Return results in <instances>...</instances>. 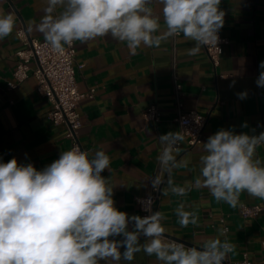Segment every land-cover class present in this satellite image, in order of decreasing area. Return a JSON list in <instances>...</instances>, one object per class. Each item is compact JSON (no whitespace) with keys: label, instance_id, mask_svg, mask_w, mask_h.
<instances>
[{"label":"crops","instance_id":"0c3cea01","mask_svg":"<svg viewBox=\"0 0 264 264\" xmlns=\"http://www.w3.org/2000/svg\"><path fill=\"white\" fill-rule=\"evenodd\" d=\"M45 6V0H0V11L15 13L13 33L0 39V160L7 162L15 157L18 163L30 162L37 170L70 148L67 126L49 119L51 103L37 91V78L32 72L16 88H8V82L14 79L16 52L24 46L17 30L24 26L27 31L29 21L39 23ZM149 7L161 18L157 34L163 33L162 5L153 0ZM220 7L226 13L221 30L228 42L216 69L205 47L196 56L187 55L194 42L185 40L182 34L159 47L137 49L135 55L126 43L110 35L86 44L76 41L77 85L85 94L79 101L80 141L90 154L103 150L111 158L109 169L102 175L116 186V207L129 215L140 216L136 197L150 192L159 168V137L180 131L175 120V80L182 85L183 107L205 114L207 123L201 142L191 148L184 143L178 150L179 166L164 175L165 181L169 175L181 186L193 181L199 172L202 143L221 128L250 135L264 132V88L256 84L259 63L264 61V0H221ZM28 33L44 40L35 29ZM30 64L35 67L34 60ZM92 88L95 92L90 97L87 94ZM244 91L247 98L239 99L237 94ZM154 103L161 119L147 121L144 112ZM245 123L247 127H242ZM256 155L264 163V145L257 148ZM181 200L188 210L196 211L199 226H179L173 210ZM240 201L241 205L233 209L217 203L207 189L193 188L183 198L162 194L159 211L165 213L163 225L168 237L199 247L227 226V239L236 246L228 258L235 262L247 253L254 264H264V209L256 217L241 214L243 204L264 206V200L244 192ZM120 264L158 262L155 256L141 251L133 261L121 260Z\"/></svg>","mask_w":264,"mask_h":264},{"label":"clouds","instance_id":"9594fccd","mask_svg":"<svg viewBox=\"0 0 264 264\" xmlns=\"http://www.w3.org/2000/svg\"><path fill=\"white\" fill-rule=\"evenodd\" d=\"M153 0H45L39 23L29 21L59 55L75 41L82 44L111 36L126 43L130 53L159 47L169 38L183 35L196 56L202 47L216 46L225 23L221 0H158L162 5L165 31L160 17L149 7ZM61 9L57 12V9ZM15 13L0 11V39L10 36ZM256 79L264 88V61ZM247 98V91L237 94ZM242 127H247L245 123ZM179 131L159 137L162 145L157 162L159 174L152 178L154 190L164 196L185 197L193 189H207L217 203L235 209L240 196L264 200V163L257 148L259 135L221 128L203 142L199 172L193 181L178 185L169 175L179 166L177 145L184 141ZM111 158L103 150L93 153L72 147L41 170L13 157L0 160V264H120L131 262L143 251L158 264H224L236 246L227 239V229L197 246H188L166 235V216L161 211L129 215L116 207V186L102 173ZM166 183V187L161 186ZM181 228L199 226L195 210L181 200L173 210ZM223 238V239H222ZM143 241V242H142Z\"/></svg>","mask_w":264,"mask_h":264},{"label":"built area","instance_id":"2783aa9c","mask_svg":"<svg viewBox=\"0 0 264 264\" xmlns=\"http://www.w3.org/2000/svg\"><path fill=\"white\" fill-rule=\"evenodd\" d=\"M17 34L21 38L24 46L16 52L18 58L17 66L14 71V79L8 82V88H16L32 72L37 78V91L51 103V108L48 112L49 119L55 124H65L67 126L66 135L71 139L70 148L79 147L82 151H85L79 137V131L82 126L79 113V101L85 94L79 91L77 85V42L75 41L71 47L65 46V53L59 55L51 50L45 40L31 36L24 26H21L17 30ZM218 35L219 42L217 47H205L215 69L220 65L225 44L228 42V39L222 34L221 29ZM32 60L35 61V67H32L30 64ZM94 92L95 89L92 88L87 95L93 97ZM175 95L177 105L175 120L179 123V132L185 137L184 141L178 143L177 148L178 150L182 148L184 143L187 147L191 148L201 142L207 123V116L196 109H185L183 107L182 96L184 92L182 85L177 80H175ZM161 115V111L155 103L151 104L144 112V118L147 121L157 122L161 119ZM158 174L159 168L153 177ZM161 195L162 193L160 191L153 189L151 183L149 194L136 197V201L140 206L141 217L149 214L145 210L146 208H150L152 212L159 211ZM263 209L264 206L261 204H243L241 206V214L244 217H256ZM224 228L228 232V227L225 226ZM174 240L192 246L183 241ZM224 264L254 263L249 259L248 254L244 253L242 259L234 262L227 258Z\"/></svg>","mask_w":264,"mask_h":264}]
</instances>
